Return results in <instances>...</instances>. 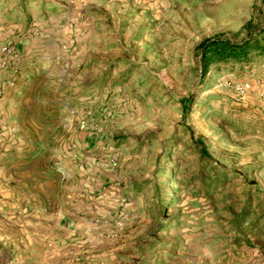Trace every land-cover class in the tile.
Masks as SVG:
<instances>
[{
    "label": "rangeland",
    "instance_id": "rangeland-1",
    "mask_svg": "<svg viewBox=\"0 0 264 264\" xmlns=\"http://www.w3.org/2000/svg\"><path fill=\"white\" fill-rule=\"evenodd\" d=\"M0 264H264V0H0Z\"/></svg>",
    "mask_w": 264,
    "mask_h": 264
},
{
    "label": "trees",
    "instance_id": "trees-1",
    "mask_svg": "<svg viewBox=\"0 0 264 264\" xmlns=\"http://www.w3.org/2000/svg\"><path fill=\"white\" fill-rule=\"evenodd\" d=\"M209 41L205 40L203 41L199 47L200 48H204V47H207V43ZM227 55L228 56H231V57H246L247 55V52H246V49H247V42H242L241 44H230L227 46ZM207 53V52H205Z\"/></svg>",
    "mask_w": 264,
    "mask_h": 264
}]
</instances>
